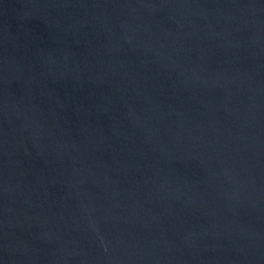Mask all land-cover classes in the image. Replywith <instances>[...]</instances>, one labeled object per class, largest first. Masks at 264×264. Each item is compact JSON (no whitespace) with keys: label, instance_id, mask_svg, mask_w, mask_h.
<instances>
[{"label":"water","instance_id":"water-1","mask_svg":"<svg viewBox=\"0 0 264 264\" xmlns=\"http://www.w3.org/2000/svg\"><path fill=\"white\" fill-rule=\"evenodd\" d=\"M0 264H264V0H0Z\"/></svg>","mask_w":264,"mask_h":264}]
</instances>
